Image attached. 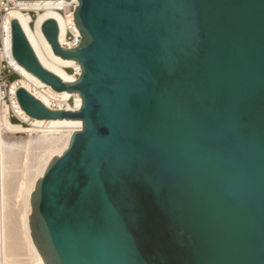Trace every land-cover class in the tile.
Returning a JSON list of instances; mask_svg holds the SVG:
<instances>
[{"label": "water", "instance_id": "1", "mask_svg": "<svg viewBox=\"0 0 264 264\" xmlns=\"http://www.w3.org/2000/svg\"><path fill=\"white\" fill-rule=\"evenodd\" d=\"M70 1V0H69ZM81 41L45 68L17 19L14 58L80 110L31 193L29 227L45 264H264V0H77Z\"/></svg>", "mask_w": 264, "mask_h": 264}, {"label": "bare ground", "instance_id": "2", "mask_svg": "<svg viewBox=\"0 0 264 264\" xmlns=\"http://www.w3.org/2000/svg\"><path fill=\"white\" fill-rule=\"evenodd\" d=\"M19 1L20 7L10 10L0 24V30L5 44V52L10 54L9 61L19 75V78L10 87L12 99L10 107L15 110L17 117L23 121L30 122L32 128L13 123L10 120V107L5 102L6 100H3L0 90V264H45L32 240L29 227L31 193L38 178L43 176L50 160L55 155H60L66 150L74 131L81 130L82 121L72 119L38 120L32 118L20 106L17 90L21 87L27 89L51 109L80 110L82 98L77 92H56L50 85L42 82L26 70L14 58L12 53L11 23L13 19H17L20 22L45 68L61 77L64 81L74 82L81 74L79 63L73 59H64L54 54L50 43L43 34L42 24L48 18L56 19L60 28V43L63 46L72 48L66 38L68 24H75L74 14L69 7L72 2L78 3V1ZM59 9H64L65 14L60 12ZM30 11L37 13L35 20L32 19ZM76 29L80 34L79 29L77 27ZM72 65L76 68L75 74L67 71V68ZM71 97L75 98L74 105L68 103ZM35 131L38 134L30 135L27 142L23 137H16L17 134ZM39 132H42V134H39ZM21 197L23 200L20 201H24V208L22 209V207L17 205L19 209H22L20 211L22 215H20L19 219L17 217V214H20L18 213L19 209L17 210L14 205L15 201ZM20 201L18 200V202ZM18 202L17 204H19ZM21 204L19 205L21 206Z\"/></svg>", "mask_w": 264, "mask_h": 264}, {"label": "built area", "instance_id": "3", "mask_svg": "<svg viewBox=\"0 0 264 264\" xmlns=\"http://www.w3.org/2000/svg\"><path fill=\"white\" fill-rule=\"evenodd\" d=\"M19 4H20L19 0H0V19H1V22H3L5 16L10 12V10H12L13 8H19L20 7ZM77 4H78L77 2L76 3L72 2L70 7H69V9L72 10L73 14H74V10H75ZM59 11L62 12L63 14H65L64 9H59ZM30 12L33 16H35V12H33V11H30ZM66 38L68 39L67 41L70 43L69 45H72V48H75L79 45V43L81 41V35L77 32V29H76L74 23L68 24ZM64 47L71 48L69 46H64ZM5 51H6L5 50V44L3 41V48H1V46H0V57H1V61H2L0 66L2 65L1 67H2L3 71L8 70V72L11 73V70H13V71H15V70L13 68V65L9 61L10 60V54H7ZM3 71L0 70V74H3ZM0 80L3 81V85H4V87H6V85L9 83L8 74L4 73L3 75H0ZM11 85H10V87H11ZM10 87H9L8 97L10 98V101L12 104ZM13 111H14V113H16L14 109H13Z\"/></svg>", "mask_w": 264, "mask_h": 264}, {"label": "rangeland", "instance_id": "4", "mask_svg": "<svg viewBox=\"0 0 264 264\" xmlns=\"http://www.w3.org/2000/svg\"><path fill=\"white\" fill-rule=\"evenodd\" d=\"M37 18V13L35 12V16H33L32 15V19H36ZM2 22H1V19H0V24H1ZM0 46H1V48H3V39H2V32H1V30H0ZM2 61H0V63H1ZM2 66V65H1ZM0 66V70H2L3 71V69H2V67ZM67 71L68 72H70V73H72V74H75V72H76V68H75V66L74 65H72V66H70L69 68H67ZM4 73H6V74H8V79H9V83L6 85V87H4V85H3V81L2 80H0V90H1V92H2V98H3V100L8 104V106L10 107L12 104H11V101H10V98L8 97V92H9V87H10V85L15 81V80H17L18 78H19V75L15 72V71H13V70H11V73L10 72H8V70H5V71H3V74ZM3 74H0V75H3ZM11 83V84H10ZM68 103L69 104H71V105H74L75 104V98L74 97H71L69 100H68ZM9 117H10V120L13 122V123H18V124H22L23 126H25V127H27V128H32V126H31V124H30V122H27V121H23V120H21L19 117H17V115H16V113H14V111H13V109H12V107H10L9 108ZM5 134V133H4ZM23 134V135H22ZM22 134H17L16 135V137H23V138H25V141L27 142L28 140H29V136L30 135H37L38 134V132H26V133H22ZM26 134H27V136H26ZM39 134H42V132H39ZM25 135V136H24ZM28 137V138H27ZM28 139V140H27ZM22 198V197H21ZM21 198H18V200L20 201V200H23V198L21 199ZM15 200H16V197H15ZM14 200V201H15ZM18 200L17 201H15L16 203H15V205H14V207L18 210L19 209V207H22V209L24 208V201H20V202H18ZM17 202L19 203V204H21V206L19 205V204H17ZM19 207H18V206ZM22 209H19L18 211V213H20V214H17V217L20 219V215H22V213L20 212V211H22ZM16 210V211H17ZM19 215V216H18Z\"/></svg>", "mask_w": 264, "mask_h": 264}]
</instances>
